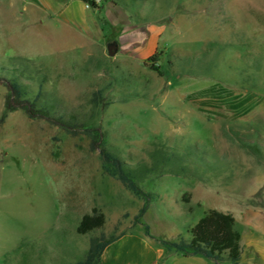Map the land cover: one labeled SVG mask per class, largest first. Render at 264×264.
Here are the masks:
<instances>
[{
  "label": "rangeland",
  "instance_id": "obj_1",
  "mask_svg": "<svg viewBox=\"0 0 264 264\" xmlns=\"http://www.w3.org/2000/svg\"><path fill=\"white\" fill-rule=\"evenodd\" d=\"M84 4L0 0V114L7 82L25 63L19 59H27L46 74L43 91L90 119L104 145L127 160L146 158L158 142L180 151L195 145L198 161L213 162L203 182L168 172L139 181L156 195L149 204L155 231L156 212L176 217L179 226L209 208L238 217L244 208L263 207L264 160L239 148L224 128L264 132V87L247 89L235 69L245 53H264V0H101L98 9ZM112 40L117 50L109 56ZM225 42L231 45L222 47ZM153 54L156 61L149 60ZM23 82L28 96L36 93V75ZM101 88L107 100H119L95 107L93 92ZM10 104L14 109L0 124V264H58L81 255L88 235L74 229L92 207L104 213L106 234L135 225L142 199L102 171L85 133L30 117L14 97Z\"/></svg>",
  "mask_w": 264,
  "mask_h": 264
},
{
  "label": "trees",
  "instance_id": "obj_2",
  "mask_svg": "<svg viewBox=\"0 0 264 264\" xmlns=\"http://www.w3.org/2000/svg\"><path fill=\"white\" fill-rule=\"evenodd\" d=\"M92 8H100V2L95 0H81ZM231 45L225 42L222 47ZM213 47L209 44L204 53ZM221 49V48H220ZM244 64L237 66L236 72L242 77L247 89L264 87V53L251 52L245 53ZM149 60L156 61L155 54ZM24 61L13 71V77L7 82L9 94L6 97L2 112L0 114V124L4 121L7 114L14 109L10 100L14 97L30 117L41 116L56 123L65 125L72 134L85 133L90 139L91 149H97L101 158L102 171L109 176L116 177L127 189L142 199V204L133 216L134 224L141 222V217L149 207L150 202L156 195L144 190L139 181L151 175L164 172L180 176L194 177L202 182L207 180L203 173L209 171L208 160L198 161L196 157L197 147L188 144L183 150L176 146H167L158 142H153L147 150L146 158L136 161L127 160L114 149L108 148L103 143V134L100 129L93 124L90 119L79 116L63 108L58 97L43 91V83L46 74L36 65H29V60ZM169 71L174 72L170 61L167 62ZM158 70L159 66H153ZM161 73L163 71H160ZM25 75L38 77V88L35 94L28 96L26 84L23 82ZM104 89H97L93 92L94 106L105 108L109 104L118 101V98L106 99ZM225 135L234 142L239 148L252 155L257 161L264 160V132L255 129L253 133L242 134L231 127L224 128ZM201 166L202 173L197 172V166ZM227 169V168H226ZM229 174L233 175V167L228 168ZM183 200L187 203L188 198ZM235 218L232 212L207 209L194 225L187 229L189 238L179 237L175 240L159 239V242L169 249L180 251L184 255L201 254L211 259L215 264H239L242 247L240 244V234L234 228ZM105 223V215L98 207H92L90 212H86L79 218L74 233L77 236L88 235V243L81 255L72 254L58 264H101V254L105 247L113 240L124 233L112 231L106 234L102 231ZM146 234L149 233V226L142 223ZM59 242L53 244L58 250ZM75 245V240L72 241ZM52 248V249H54ZM24 260L28 259L25 256Z\"/></svg>",
  "mask_w": 264,
  "mask_h": 264
},
{
  "label": "crops",
  "instance_id": "obj_3",
  "mask_svg": "<svg viewBox=\"0 0 264 264\" xmlns=\"http://www.w3.org/2000/svg\"><path fill=\"white\" fill-rule=\"evenodd\" d=\"M84 6L89 8L86 4ZM150 212L149 205L140 223L124 231L105 247L101 254V264H215L201 254L184 255L159 242V239L189 238L187 229L200 217L196 221L180 223L178 226L176 217L171 216L175 219L171 221L162 218L164 215L162 216L161 212H156L155 221L159 226L155 231L149 220ZM234 218V228L240 234L242 247L239 264H264V206L244 208L243 212L238 217L234 215ZM142 223L149 226L150 235L146 234Z\"/></svg>",
  "mask_w": 264,
  "mask_h": 264
},
{
  "label": "water",
  "instance_id": "obj_4",
  "mask_svg": "<svg viewBox=\"0 0 264 264\" xmlns=\"http://www.w3.org/2000/svg\"><path fill=\"white\" fill-rule=\"evenodd\" d=\"M106 48L108 55L113 56L117 50V42L115 40L107 42Z\"/></svg>",
  "mask_w": 264,
  "mask_h": 264
},
{
  "label": "built area",
  "instance_id": "obj_5",
  "mask_svg": "<svg viewBox=\"0 0 264 264\" xmlns=\"http://www.w3.org/2000/svg\"><path fill=\"white\" fill-rule=\"evenodd\" d=\"M96 2H100V0H95Z\"/></svg>",
  "mask_w": 264,
  "mask_h": 264
}]
</instances>
